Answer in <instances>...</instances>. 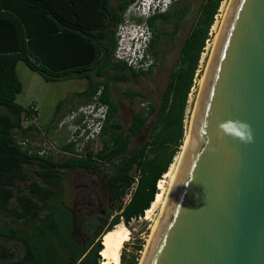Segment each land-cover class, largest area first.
<instances>
[{
    "label": "trees",
    "instance_id": "obj_1",
    "mask_svg": "<svg viewBox=\"0 0 264 264\" xmlns=\"http://www.w3.org/2000/svg\"><path fill=\"white\" fill-rule=\"evenodd\" d=\"M136 1L0 0V213L12 222L36 218L29 236H21L13 228L6 232L25 239L29 263L67 264L58 253L61 248L73 258L71 264H101L105 232L119 223L126 227L133 219L144 216L158 192V181L181 150L189 95L210 28L223 0L200 3L159 104H149L146 109L135 112L124 132L116 122L118 106L112 99V85L129 83L151 75L154 70L152 67L146 72H135L113 57L116 28L123 22L127 8ZM189 10V0H178L167 12L147 19L146 24L152 31L149 52L155 62L162 53L160 45L164 34L159 31L157 22L173 23L176 32ZM136 22L142 20L136 19ZM18 62L46 81L73 77L87 80L89 86L85 91L69 97L80 100L71 109L92 102L100 90L98 101L108 105V113L99 135L102 147L97 152L86 148L81 158H55L50 154H29V147L22 149L16 143L17 130L24 137L36 130L33 125L21 127L22 117L30 118L32 114L26 106L15 102L22 91L16 73ZM126 96L143 98L139 92ZM151 117L144 140L130 147L131 140L139 137ZM61 149L72 151V145ZM77 170L102 174L101 180L108 187L110 201L114 204L105 216L96 217L97 230L81 246L71 239L72 214L60 203L66 174ZM134 182L132 197L122 206L121 198ZM144 245V241H137L131 253H126L128 244L125 243L120 264H138Z\"/></svg>",
    "mask_w": 264,
    "mask_h": 264
},
{
    "label": "water",
    "instance_id": "obj_2",
    "mask_svg": "<svg viewBox=\"0 0 264 264\" xmlns=\"http://www.w3.org/2000/svg\"><path fill=\"white\" fill-rule=\"evenodd\" d=\"M142 264H264V0L230 1Z\"/></svg>",
    "mask_w": 264,
    "mask_h": 264
},
{
    "label": "rangeland",
    "instance_id": "obj_3",
    "mask_svg": "<svg viewBox=\"0 0 264 264\" xmlns=\"http://www.w3.org/2000/svg\"><path fill=\"white\" fill-rule=\"evenodd\" d=\"M202 1L203 0H189V13L180 22L179 28L176 32L173 30V23L162 20L157 22L159 31L164 33L163 36H161L162 43L160 45L162 53L156 62L151 75L132 79L129 83H115L112 85V99L118 106L116 122L122 126L124 132H127L132 115L135 112L146 109L149 104H159L160 95L166 86L169 73L176 64L180 48L194 22L198 7ZM224 1V5H226L228 2V0H223L221 2L217 14L214 17V27L210 28L209 39L205 43V48L200 58L198 70L193 82L194 86L191 89L185 111L184 129H186V126L192 118L197 95L201 86V80L206 70L207 62L212 50L213 41L222 23L221 21L223 11H220V8ZM113 5H115V2H113ZM136 19H141L142 22L137 23ZM136 19L129 17L127 24V34L130 33L132 25H139L143 28L146 27L145 18L137 17ZM16 73L22 84V91L16 96L15 102L18 105H23L27 101L37 99L35 105L38 108V117L36 123L33 124L35 128L37 126H48L52 121L56 120L60 115H62L60 118H58V122H54L50 125L53 136H47V134H45V129L47 127H37L40 130H32L31 135H27L26 137L20 133H17V136L20 138L22 137L23 139L27 138L29 140L30 148L37 150L45 145L44 143H47L46 145L48 146V143L52 145L53 142H56L54 150L52 149L47 151V154H50L55 158L65 157L61 153L63 151L61 147L64 146L65 141L69 137L68 126L65 123L63 128L60 130L57 126L62 121H69L68 116L72 112L77 111L79 107L83 106L80 105L70 109V111L67 109L70 103L77 101V98L70 100L69 97L75 95L76 93L85 91L89 86L88 81L74 77L60 78L55 81H46L42 76L28 69L22 62L17 63ZM132 92H139L143 94V98H130L129 96H126V94H131ZM152 119L153 117L150 118L147 127L140 132L139 137H135L131 140L130 147L137 145L139 141L144 140L145 133H147V129L149 128ZM101 147L102 139L99 136L94 142L88 145L87 149L97 152ZM181 152L182 147L178 154ZM32 178L36 179L35 176ZM101 179H103L102 174L80 170L69 171L66 174L62 184V201L69 209L75 210L77 218L75 225L76 234L75 237L73 236V239L76 242H80L81 244L91 238L92 234L97 230L98 225L96 223V217L99 215H104L105 211L111 210L114 205L112 202L108 201V192L105 183H103ZM167 183L168 180H165V189L168 187ZM144 216L138 219H133L130 221L128 226H126L130 232L129 240L126 242V244H128V246L125 248L126 253H131L132 247L137 241L142 240L146 245L148 240H150L152 235V227L156 217L155 215H152L150 219L146 220ZM26 222L27 221H22L21 224L17 225L15 228L28 234L29 225L28 223L26 224ZM87 225H92L93 227L86 229ZM122 225L125 226L123 223ZM79 226L81 231L77 230L79 229ZM25 228L26 231L23 230ZM0 232L6 233L7 230H1ZM11 245H15V243H9V246ZM142 252L139 253V261L142 256Z\"/></svg>",
    "mask_w": 264,
    "mask_h": 264
},
{
    "label": "built area",
    "instance_id": "obj_4",
    "mask_svg": "<svg viewBox=\"0 0 264 264\" xmlns=\"http://www.w3.org/2000/svg\"><path fill=\"white\" fill-rule=\"evenodd\" d=\"M178 0H138L127 8L123 14V22L120 23L116 28V40L117 44L114 50V60L123 62L128 68L135 72H146L150 68L155 67L156 62L149 52V43L152 38V31L149 27H141L139 25H132L131 32L137 34L139 31L145 32L146 41L142 46L135 44L134 47L128 43L127 35V24L130 18H147L156 14H163L167 12L170 7L175 4ZM136 40V39H135ZM100 90L93 97L92 102L83 105L72 112L68 117L69 121H62L58 124L59 130L63 128L65 123L68 126L69 137L65 141L64 145H72V151L63 150L61 153L66 157H77L81 158L86 152L88 145L97 139L102 132L107 113L108 105L101 104L98 101ZM28 111H31V117H22L21 127L27 128L29 125H33L37 121L38 108L34 103H28L26 105ZM38 127V126H37ZM36 127V130L38 129ZM40 130V129H38ZM19 133V130H17ZM16 143L22 148L27 149L29 146V140L27 138H20L17 134L14 136ZM39 150L30 148L28 153L32 154L37 152L39 156H44L47 151L54 150L56 142L51 145L44 143ZM47 146V147H46ZM136 182H134L123 194L121 198L122 206H125L131 199L132 194L135 190Z\"/></svg>",
    "mask_w": 264,
    "mask_h": 264
},
{
    "label": "bare ground",
    "instance_id": "obj_5",
    "mask_svg": "<svg viewBox=\"0 0 264 264\" xmlns=\"http://www.w3.org/2000/svg\"><path fill=\"white\" fill-rule=\"evenodd\" d=\"M230 1L231 0H228L226 5H224V3H225V1H224L221 5L220 11H223L222 21H221L222 23H223V19L225 17V14L228 10ZM222 23H221V25H222ZM212 27H214V25ZM220 27H219V29H220ZM218 33H219V31H218ZM218 33L216 34V37L213 41L212 49L214 47ZM211 52H212V50H211ZM210 56H211V53H210ZM210 56H209V59H210ZM209 59H208L207 65L209 63ZM206 69H207V66H206ZM203 77H204V75H203ZM202 80H203V78H202ZM202 80H201V85H202ZM200 88H201V86H200ZM197 97H198V95H197ZM196 102H197V99H196ZM195 105H196V103H195ZM194 113H195V108H194L193 113H192V118H191L190 122L188 123V125L186 126V129H185V137H184V141H183V145H182V152L175 156L173 163L170 165L168 171L162 176L161 180L158 181V183H157L158 192L155 195L154 201L150 204V207L144 213V215H145L144 218L146 220L150 219V217H152V215H155V217H156L154 224H153V227H152V232H151L152 235H153V233H154V231H155V229L159 223V220L161 218L163 209L165 207V204H166V201L168 199L170 190L172 188V184L174 183L176 174H177L179 166H180L183 151L186 148V145L189 141V137H190V133L192 130L193 121H194ZM165 180H168L167 189H165L166 187H164ZM129 235H130L129 230L125 226H123L121 223L114 226L110 232L103 235V237H102L103 250L100 252V256L102 259L101 264H120V252H121V249L123 248V245L129 240ZM152 235L150 237V240H148L147 244L144 247V251L142 252V256H141L140 261H138V264H142V262H143V259L146 255V251L150 245Z\"/></svg>",
    "mask_w": 264,
    "mask_h": 264
},
{
    "label": "flooded vegetation",
    "instance_id": "obj_6",
    "mask_svg": "<svg viewBox=\"0 0 264 264\" xmlns=\"http://www.w3.org/2000/svg\"><path fill=\"white\" fill-rule=\"evenodd\" d=\"M106 189H107V192H108V201H110V192H109V189H108L107 186H106ZM62 197H63V195H62ZM62 197H61L60 203L64 205V202L62 201ZM64 206L72 214L71 239H72V241H74V243L76 245L81 246L86 241H88L90 238L88 240H86L83 244H81L80 242H76L73 239V236L75 237V234H76L75 225H76V220H77L76 214H75V210L73 209L74 210L73 211V210L69 209L66 205H64ZM106 212L107 211H105L104 215H99V216L100 217L105 216ZM26 221H27L26 224L28 223V225H29V228H28L29 229V233L28 234H26V233L20 231L19 229L15 228L17 225L21 224L22 221L12 222L11 219L4 217V215L0 213V231L1 230H7L8 231L10 228H13L21 236H29L30 233H31L32 225L36 221V218L35 217H30L29 220H26ZM88 227L89 226H87L86 229ZM78 228L79 229H77V230L81 231L80 230V226ZM82 228H83V225H82ZM23 230L26 231V228L23 229ZM0 233H2V232H0ZM0 235H1L0 236V264H12V263H18V262L22 261L24 256H25L26 247H25V244L22 241H20V240H23L26 243L25 239L23 237H21V236H14V235H10L8 233H2ZM7 237H13V238H7ZM18 239H20V240H18ZM7 241H9V242H7ZM9 243H15V245L9 246ZM26 245L28 247L27 243H26ZM28 252H29V247H28ZM58 253H59L60 257L65 259L67 264H71L73 262V258L70 255L65 254V251L63 249L59 248L58 249ZM28 256H29V253H28ZM28 256H27V259L22 264H33V263L27 262Z\"/></svg>",
    "mask_w": 264,
    "mask_h": 264
},
{
    "label": "clouds",
    "instance_id": "obj_7",
    "mask_svg": "<svg viewBox=\"0 0 264 264\" xmlns=\"http://www.w3.org/2000/svg\"><path fill=\"white\" fill-rule=\"evenodd\" d=\"M154 16V15H152ZM152 16H149L147 18H145V20L147 21L148 18L152 17ZM147 26V24H145ZM148 27V26H147ZM128 35V43H130V46L131 47H134L135 44H139L140 46H142L144 44V42L146 41V39L144 38L145 37V32L144 30L142 31V33H140L139 31L137 32V34H133V32L130 31V33L127 34ZM136 39V40H135ZM151 42V40H150ZM150 45V43H149ZM240 127L242 128H247L246 125H240ZM238 135L241 136V139H244L245 137L242 135V134H239ZM249 140L251 139L250 137V134L248 135L247 137Z\"/></svg>",
    "mask_w": 264,
    "mask_h": 264
},
{
    "label": "crops",
    "instance_id": "obj_8",
    "mask_svg": "<svg viewBox=\"0 0 264 264\" xmlns=\"http://www.w3.org/2000/svg\"><path fill=\"white\" fill-rule=\"evenodd\" d=\"M71 97H73V95L71 96ZM36 101H37V99H34V100H32V101H27V102H25L22 106H25V105H27L28 103H34V104H36ZM79 99L77 98V101L76 102H73V103H70L69 105H68V110L69 109H71L72 107H74L77 103H79ZM62 115H60L58 118H60ZM58 118L56 119V120H54V121H52L51 122V124H53L54 122H56L57 120H58ZM50 124V125H51ZM50 125H48V126H42V127H40V126H38L39 128H45V127H47L46 129H45V134H47V136L48 135H52L53 136V132L51 131V129H49L48 127H51Z\"/></svg>",
    "mask_w": 264,
    "mask_h": 264
}]
</instances>
